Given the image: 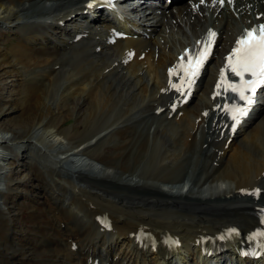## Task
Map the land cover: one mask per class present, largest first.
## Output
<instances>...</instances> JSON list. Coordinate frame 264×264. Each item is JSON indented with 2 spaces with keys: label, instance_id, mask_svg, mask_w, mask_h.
I'll use <instances>...</instances> for the list:
<instances>
[{
  "label": "bare ground",
  "instance_id": "6f19581e",
  "mask_svg": "<svg viewBox=\"0 0 264 264\" xmlns=\"http://www.w3.org/2000/svg\"><path fill=\"white\" fill-rule=\"evenodd\" d=\"M43 1L50 6L47 1L52 0ZM68 1L63 0L60 8L39 13L40 16H27V20H23L25 3L29 6L42 0H0V24L6 23L9 29H17L21 33L10 48H0V73H15L22 85L19 87L20 99L34 102L24 104L29 105L27 108L14 104L0 106V264H35L34 259L46 253L55 257L49 264H87L92 257L111 264H172L171 256L161 261L153 253L132 243L130 233L141 227L157 239L164 234L177 236L181 244L172 252L173 257L179 253L178 258L184 260V253H187L193 259L192 264H220L218 261L211 263L210 258L196 260L190 252L201 235L221 232L230 225H238L242 234L251 228L257 203L247 196L239 197L237 189L258 184L263 189L260 199L264 196V176L261 174L264 171V105L250 114L254 119L249 118L251 121L247 126H240L227 145L221 142L223 138L209 131L207 124L203 126L205 120L199 114L202 107L210 104L207 99L208 72L199 80L196 104L192 99L179 108L180 115L171 117H167L166 108L158 114L153 113L155 108L163 105L157 103L167 98L158 92L164 86L165 65L171 61L175 51L197 36L205 24L198 15L190 19L185 4L175 13L169 10L162 24L171 29L169 35L173 36L174 32L181 34L182 27H187L191 37L184 35L185 38L177 42L167 39L157 40V43L151 38L152 41L146 42L150 47L144 46L142 50V60L134 57L123 65L119 62L123 48L139 47L145 41L124 39L113 45L104 44L102 24L94 21L89 27L83 25L88 17L93 16L92 11L82 13L86 0L70 1L64 6ZM259 1H241L236 12L249 11L247 17L251 18L263 8ZM255 5L258 9L252 13ZM52 11L56 12L50 13ZM28 19H34V27L27 24L30 22ZM223 23L227 25L226 18ZM82 28H87L86 36L73 42L72 37ZM233 30L230 29L227 38L232 36ZM220 41L225 42L223 39ZM96 46L99 50L95 49ZM139 51L136 50L135 56ZM1 78L0 83L6 81ZM75 98L82 100L78 109ZM261 100L264 101V97ZM53 103L62 104L56 113L49 105ZM190 105H195L196 109ZM18 112L22 114L21 118L14 116ZM74 112L78 115L76 123H72L73 128L59 129V123L71 119ZM4 113L9 117L2 122ZM142 113L150 121L143 139L142 133H136L138 123H126ZM48 117L50 119L46 121ZM196 134L203 136L199 144ZM102 137L108 140L114 137L108 154L103 153L102 143L99 144ZM60 144H70L68 151H76L75 148L81 144H91L89 152L93 157L85 164L81 156L75 158L81 154L77 151L73 154L74 160L69 159L70 164L65 167L63 164L67 161L63 160L69 153L63 155L66 150ZM40 152L45 153V163H52L44 169H35L32 161L36 156L42 157ZM187 153L196 157L206 155L208 164L190 183L188 192L181 194V188L187 182L177 174L170 175L173 171L179 172L186 158L191 161L192 155L183 160ZM23 155L27 165L18 171L13 169L14 158ZM142 161L151 169L145 165L141 168L145 164ZM192 161L196 162V159ZM97 164L103 166L102 171L100 169L99 172L100 165ZM167 164L172 166L169 170L165 167ZM93 168L97 170L95 173L106 174L107 177L112 176L108 172L118 173L114 170L124 174L120 179L124 189L101 186L85 175V180L70 179L73 174L78 176L84 174L82 171L85 169L93 171ZM64 171H70V174ZM133 176L138 180L131 178ZM148 180L171 189L165 194L157 191L155 198L143 200L151 193H148L149 188H139L141 184L137 182L147 183ZM86 181L99 191L86 189L89 187ZM200 184L209 188L203 189ZM138 188L140 192L137 194L142 199H136L138 195L127 191ZM172 188L177 193L171 194ZM100 189L118 192L122 202L106 197L108 194L105 193L102 196ZM218 191L224 194H217ZM209 192L214 193L210 198L207 197ZM125 198L138 200L135 204L140 205H129L130 202L127 207L124 201L131 200ZM152 204L165 214L152 218L149 214L155 210ZM24 205L38 215L41 224L31 229L22 241L23 236L15 220ZM170 214L177 215V219L170 220ZM97 216L109 218L108 231L96 220ZM42 240L50 241V244L42 245ZM238 243L219 254L232 256ZM234 260L240 263L239 259Z\"/></svg>",
  "mask_w": 264,
  "mask_h": 264
},
{
  "label": "rangeland",
  "instance_id": "374dc122",
  "mask_svg": "<svg viewBox=\"0 0 264 264\" xmlns=\"http://www.w3.org/2000/svg\"><path fill=\"white\" fill-rule=\"evenodd\" d=\"M75 1H77V0H74V2ZM45 2L46 1H43L42 0V2H38L37 4H32V5H29L28 6V4H26L25 3V5H24V8H26V10H22V13H24L25 14V19H23V20H27V16H34V15H39V14H36V13H40V12H42V11H44L45 10V7L47 6L46 4H45ZM47 2H50V1H47ZM40 4V5H39ZM42 5V6H41ZM43 6H45V7H43ZM47 8H49V6L47 7ZM55 9H57V8H55ZM55 9H53V10H55ZM51 11V10H50ZM40 16V15H39ZM39 16H37V17H39ZM23 20H21V21H23ZM30 22H27V24L30 26V27H34L35 26V22H33L34 21V19H28ZM20 21V22H21ZM34 23V24H33ZM17 29H12V28H10L9 29V27L7 26V27H5V26H3V25H0V48H4V49H8V48H10V46L12 45V44H14L15 42H16V40H17V37H19L20 35H21V33H20V31L19 30H17ZM173 32V31H172ZM17 33V34H16ZM56 34H57V32H55ZM176 33V32H175ZM72 34V33H71ZM79 42H81V41H79ZM78 42V43H79ZM77 43V44H78ZM45 45V44H44ZM46 47H47V45H45ZM69 55H71V53L69 54ZM0 76L3 78V81H5V82H1L0 83V106H3V105H8V106H10L11 104H14V105H23V107L24 108H27L28 106H24V104H30L31 102H33V101H31V100H26V101H23V100H21L20 98H21V95H20V93H19V87L21 86L22 87V85L21 84H19L18 83V81H19V79H18V77L15 75V73H13V74H5V73H3V74H1L0 73ZM30 77V76H29ZM29 77H27L28 79H29ZM1 78V79H2ZM31 78V77H30ZM23 83V82H22ZM25 83V82H24ZM28 85V84H27ZM52 95V94H51ZM165 96H167V95H165ZM29 99V98H28ZM81 101L82 100H78V98H75L74 99V103H77V107H76V109H78V105L81 103ZM195 101V102H194ZM193 102H194V104H196V102H198V100H194ZM34 103V102H33ZM41 104H43V103H41ZM49 105H51V108H52V110L56 113V111H57V107L59 106H61L62 104H55V103H53V104H49ZM81 105V104H80ZM194 106L195 105H193V106H191L190 105V108H192V109H196V108H194ZM17 109H19L20 110V107H17ZM153 113H154V111H153ZM13 114H15V112H13ZM77 112L75 113H73V117L71 118V119H66V120H62L60 123H59V126H58V128L59 129H66V128H73V126H72V123H76L75 122V119L77 118ZM14 116H20L19 118H21L22 117V114L20 113V112H18L16 115H14ZM13 116V117H14ZM49 116H51V115H49ZM2 118H1V120H2V122L3 121H5L8 117H9V115L7 116L5 113L4 114H2V116H1ZM213 117V116H212ZM212 117H210V119H212ZM19 118H17V119H19ZM49 117H48V119H46V121H49ZM51 119H52V117H51ZM46 121H44V124L46 123ZM210 121V120H209ZM128 122H129V124L131 125L132 124V122L133 123H138L136 120H134V119H130V120H128ZM127 122V123H128ZM207 124V123H206ZM146 126H143V125H137V127H136V133H142L143 134V137H142V139L145 137V135H146ZM40 129V128H39ZM113 138V139H112ZM110 139L111 140H108V139H105V138H101L100 139V141H99V144L100 143H102V151H103V153L104 154H108V153H110V146H111V141H112V143L114 142V137H110ZM221 142H223V139H221ZM61 146H63L64 148H65V150L67 151H65V150H63V151H65V153H63V155H66V153H68L69 151H68V149H70V144H60ZM66 145V146H65ZM98 145V144H97ZM69 146V147H68ZM78 147V146H77ZM99 147V146H98ZM63 148V149H64ZM59 149H61V148H59ZM77 149V150H76ZM75 150L76 151H79V149L78 148H75ZM86 150V151H85ZM73 151V150H72ZM41 154L40 155H42V157H40V156H36V158L34 157V159H36V161L33 159V161H32V165H33V168L35 167V169H38V168H42V169H44L45 168V166L47 165V166H49L50 165V162L51 161H49L50 159H48V161L49 162H47V163H45L44 161H43V159H46L45 158V153L44 152H40ZM82 154H84L85 156H87V157H89V158H92L93 156H92V154L89 152V147L88 148H86V149H84V150H82V152H81ZM67 155H69V154H67ZM73 155V154H72ZM189 155H191V153H187V155L186 156H183L182 158H183V160L188 156L189 157ZM21 156V155H20ZM20 156H17V157H15L14 158V160L12 161V164L11 165H13L12 167H13V169H17V171H18V169H20L23 165H27V162L28 161H26V158H25V156L23 155L22 157H20ZM74 156V155H73ZM81 156V154H79V155H77L75 158H78L79 159V157ZM92 156V157H91ZM195 156V157H194ZM194 156H192V159H191V161L190 160H188L187 158H186V160L184 161V163L181 165V167H180V170H179V172L178 171H173V172H171V175L170 176H173V175H176L177 174V176H182L183 174H186L187 173V175H188V173H190L189 174V177L190 178H192V180L196 177V176H198L199 177V175H200V173H201V170L203 169V167L205 166V164H206V162H204V160L203 159H200V160H197L196 159V156L197 155H194ZM40 157V158H39ZM21 160H20V159ZM68 158V157H67ZM67 158H66V160H63L64 162H66L67 161ZM147 158V157H146ZM146 158H145V160L144 161H146ZM194 158L196 159V162H194V161H192V160H194ZM16 159V160H15ZM38 159V160H37ZM40 159V160H39ZM89 160H91V159H89ZM38 161V162H37ZM63 161H62V163H63ZM144 161H142V163H145V164H143L142 165V163H140L142 166H140L141 168H143L144 167V165L146 166V162H144ZM199 161V162H198ZM70 162V161H69ZM52 163V162H51ZM98 166L100 165V167H99V172H100V169H101V171H102V168H103V166L101 165V164H97ZM184 165V166H183ZM75 166V168H78L79 169V167H76L77 165H74ZM159 166V165H158ZM82 167V166H81ZM165 167H167L166 169L167 170H169L172 166H171V164H167ZM169 167V168H168ZM146 168H148V169H151L150 168V166L148 165V166H146ZM63 169H65V168H63ZM94 169V168H93ZM191 169V170H190ZM60 170V169H59ZM58 170V171H59ZM61 171V170H60ZM59 171V172H60ZM95 171H97L96 169H95ZM114 171H116V172H118V173H112V176H110V177H117L116 179H117V181H113V180H115L114 178H113V180L112 179H109V178H105V177H103L102 179H99V180H97V178H93L91 175H87L88 177H91V179H95L96 181H97V183L99 184V185H101V184H103V186H111V187H117V188H119L120 187V189H124V186L123 185H121V183H122V181L120 180L121 179V177H123L124 178V174H120V172L118 171V170H114ZM67 172L68 171H64V173L65 174H67ZM61 174H63V171H61L60 172ZM179 173V174H178ZM113 174H115V175H113ZM64 175V174H63ZM80 174H78V179H80V180H85V178H84V175L85 174H81L80 176H79ZM41 177H42V175H40ZM65 176V175H64ZM73 176H74V174H73ZM86 176V175H85ZM86 176V177H87ZM107 176V175H106ZM82 177V178H81ZM135 176H133V177H131V178H134ZM134 179H137L136 177L134 178ZM110 180V181H109ZM138 180V179H137ZM73 181V180H72ZM120 181V182H119ZM87 182L88 181H86V186H87ZM144 181H138L137 183L138 184H141V183H143ZM155 182V183H154ZM113 183V184H112ZM200 183H201V181H200ZM90 184V182H88V185ZM91 184H93L94 185V183H91ZM106 184V185H105ZM147 185H146V187H143L144 189L145 188H149V190H148V193H151L150 195H148V196H145L144 198H143V200H146V199H149V198H155V196H156V193H157V191H159V193H163L160 189H159V187H158V185H156V181H152V180H148L147 181V183H146ZM154 184V185H153ZM201 185V184H200ZM95 186H96V184H95ZM94 186V187H95ZM102 186V185H101ZM101 186H99V187H101ZM148 186V187H147ZM153 186V187H152ZM202 186V188L203 189H208L209 187H206V186H203V185H201ZM97 187V186H96ZM93 189V187L92 186H90L89 185V187L87 186L86 187V189ZM140 188V187H139ZM139 188L138 189H136V190H127V191H131V192H133V193H131L130 192V194L131 195H138L137 194V191L138 192H140V190H139ZM143 188H141V189H143ZM88 189V190H89ZM107 189V188H106ZM169 189H171L170 187H169ZM172 189H174V188H172ZM94 191L95 190H97V191H95V192H98L99 190L97 189V188H95V189H93ZM157 190V191H156ZM135 191V192H134ZM145 191V190H144ZM143 191V192H144ZM151 191V192H150ZM203 191V190H202ZM100 192H102V196L103 195H105V194H108V195H105L106 197H108V198H110V199H112L111 197H113L114 199H116V200H113V201H116V202H118L119 200H120V202H122V199L123 198H118V196H119V193L118 192H115V191H113V192H109V191H105V190H102V189H100ZM219 193H217V194H220V195H223L224 193L223 192H220V191H218ZM105 193V194H104ZM113 193V194H112ZM118 193V194H117ZM155 193V194H154ZM101 194V193H100ZM127 194H129V192H127ZM209 195H207V197H209V196H211V195H214V193H212V192H209L208 193ZM131 195H130V197H131ZM135 197V196H134ZM133 197V198H134ZM139 197V198H138ZM136 199L138 198V199H142L141 198V196H137V197H135ZM146 198V199H145ZM210 198V197H209ZM119 199V200H118ZM127 201L128 200H131V198H125ZM260 200H263V197L260 199ZM136 201V202H135ZM18 202H20V201H18ZM131 202V204H129ZM261 202V201H260ZM125 203H127V204H125ZM135 203H137L138 204V200H131V201H129V202H125L124 201V204L127 206V207H129V205H135V206H139V205H137V204H135ZM20 204V203H19ZM129 204V205H128ZM151 205V204H150ZM152 205H154L155 206V204H152ZM155 208V210H152L151 211V213H149L150 215H151V217L152 218H154V217H157V216H159V217H161V216H163L165 213H163V212H160V211H158L156 208H158V206H155L154 207ZM155 211H157V213H155ZM160 212V213H159ZM153 214V215H152ZM157 214V215H156ZM155 215V216H154ZM171 215V218H170V220H174V219H177V215H175V214H170ZM37 214L36 213H33V211L31 210V209H27V206H23L22 207V209H21V211L19 212V214L17 215V218H16V220H15V223H17V225L20 227V230H21V234H22V236L23 237H21V239H22V241H24V239L26 238V236L29 234V232H30V230L31 229H33V228H35V226H37V225H40L41 224V221L39 220V219H37ZM62 225V224H61ZM63 226V225H62ZM43 241V242H42ZM42 241H40V243L42 244V245H46V246H48L49 244H50V241H47V240H42ZM46 243V244H45ZM47 255H45L44 256V254L43 255H41L40 257H37V259H34V262H35V264H49V262L50 261H52L51 259H55V257L54 256H50V254L49 253H46ZM44 259V260H43ZM46 259V260H45ZM178 260V262H179V264H182V259H177ZM43 262V263H42Z\"/></svg>",
  "mask_w": 264,
  "mask_h": 264
},
{
  "label": "snow or ice",
  "instance_id": "6c2138e0",
  "mask_svg": "<svg viewBox=\"0 0 264 264\" xmlns=\"http://www.w3.org/2000/svg\"><path fill=\"white\" fill-rule=\"evenodd\" d=\"M91 6L90 4L89 7ZM215 35L214 32L209 31L204 47L195 57H189L186 65H181L184 71V76L181 77V80L185 81L184 87L190 89L194 78L210 55L212 40ZM185 55H187V50H185ZM225 60L226 64L224 68L220 69V79L217 81L216 87L220 88L224 84L225 90L230 89L237 93L240 99L245 102L243 107L233 105L229 108L227 105L225 106V109L231 113L233 121L238 122L239 118L246 114L247 107L253 103L257 88L264 85V24L246 29L244 34L236 40V45ZM225 69L230 70L235 76L239 77L240 82L227 83L225 81ZM172 74L173 69H169V75ZM171 86L176 88L177 91H181V86L175 84ZM235 126L236 123H233L232 127L235 128ZM253 191L258 194L260 190L255 189ZM230 231L235 232V229ZM256 237L264 238V231L254 233L251 238L255 239ZM261 247H264V242H262Z\"/></svg>",
  "mask_w": 264,
  "mask_h": 264
}]
</instances>
